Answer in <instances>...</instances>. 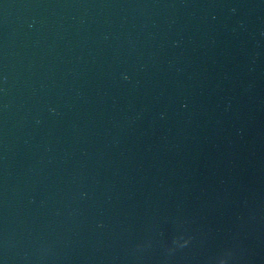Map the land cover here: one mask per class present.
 <instances>
[{"label": "water", "instance_id": "95a60500", "mask_svg": "<svg viewBox=\"0 0 264 264\" xmlns=\"http://www.w3.org/2000/svg\"><path fill=\"white\" fill-rule=\"evenodd\" d=\"M0 264H264V0H0Z\"/></svg>", "mask_w": 264, "mask_h": 264}]
</instances>
